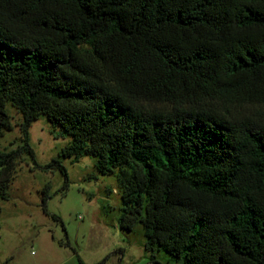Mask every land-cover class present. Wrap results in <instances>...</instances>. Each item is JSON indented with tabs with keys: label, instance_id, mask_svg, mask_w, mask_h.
I'll list each match as a JSON object with an SVG mask.
<instances>
[{
	"label": "trees",
	"instance_id": "16d2710c",
	"mask_svg": "<svg viewBox=\"0 0 264 264\" xmlns=\"http://www.w3.org/2000/svg\"><path fill=\"white\" fill-rule=\"evenodd\" d=\"M9 106L1 199L47 114L62 157L118 173L153 263L264 264V0H0V136Z\"/></svg>",
	"mask_w": 264,
	"mask_h": 264
},
{
	"label": "rangeland",
	"instance_id": "374dc122",
	"mask_svg": "<svg viewBox=\"0 0 264 264\" xmlns=\"http://www.w3.org/2000/svg\"><path fill=\"white\" fill-rule=\"evenodd\" d=\"M8 111L14 128L0 136L1 151L24 144L21 114L12 106ZM71 141V136L56 134L47 114L32 123L34 156L24 153L17 159L9 197L0 198V264H156L145 248L144 227L121 226L118 173L102 175L91 155L77 162L62 157L61 150ZM54 160L66 168L68 182L59 167H49ZM155 257L163 264H182L164 250H157Z\"/></svg>",
	"mask_w": 264,
	"mask_h": 264
}]
</instances>
